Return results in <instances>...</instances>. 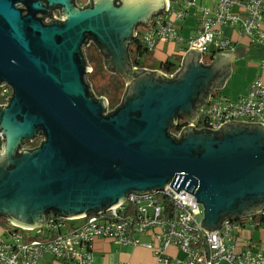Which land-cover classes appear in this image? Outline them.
I'll return each instance as SVG.
<instances>
[{"label":"water","instance_id":"water-1","mask_svg":"<svg viewBox=\"0 0 264 264\" xmlns=\"http://www.w3.org/2000/svg\"><path fill=\"white\" fill-rule=\"evenodd\" d=\"M0 0V217L40 228L48 212L64 219L114 209L133 192L185 190L203 207L200 227L214 233L227 218L264 209V128L234 123L218 132L173 133L177 120L200 116L208 92L220 88L234 56L219 54L202 67L188 52L172 79L131 69L126 50L139 25L163 0H72L28 4ZM59 8L63 22L43 24ZM35 13H39L37 18ZM92 40L109 71L128 83L121 106L103 115L86 82L83 46ZM4 82V83H2ZM43 137L34 150L22 145ZM19 154V155H18Z\"/></svg>","mask_w":264,"mask_h":264},{"label":"built area","instance_id":"built-area-1","mask_svg":"<svg viewBox=\"0 0 264 264\" xmlns=\"http://www.w3.org/2000/svg\"><path fill=\"white\" fill-rule=\"evenodd\" d=\"M164 1L161 13L153 15L148 24L136 27L128 46L132 51L138 45L143 50L151 51L158 40L176 42L185 50L198 53L202 63L205 55L232 49L233 44L222 30L225 25L239 27L240 32L255 45H261L264 41V0H215L214 9H199L197 27L188 39L178 34L175 22L184 19L192 9H198L197 1ZM75 3L77 7L83 5L81 0H75ZM52 20L59 23L65 18L59 9H53L50 17L44 16L42 22L50 24ZM92 47H95L92 40L83 46L88 68L86 82L93 97L103 99L105 116L112 109L105 97L94 94L88 81L93 69L86 52ZM130 59L134 61L137 57L133 54ZM163 77L171 79L173 75L163 74ZM10 95L11 91L6 85L0 87V106L7 104L6 99ZM232 122L260 124L264 128V84L260 80H255L246 96L236 101L210 98L194 123L181 125L177 120L173 133L179 140L186 127L194 131L218 132L222 126ZM38 137L43 141L42 136ZM199 207L192 194L185 190L176 193L168 185L165 190L147 194L131 192L119 206L100 214L89 213L81 218L64 219L49 213L47 221L40 228L23 229L4 218L5 225L0 236V264H37L44 258L62 264H92V248L97 239H107L115 245L148 249L154 256V264H264L261 253L235 252L234 234L241 223L224 218L213 234L208 233L200 227ZM260 216H264V210L248 216V219L258 226ZM142 236L149 237L150 242H142ZM169 247L181 252L183 258L168 255Z\"/></svg>","mask_w":264,"mask_h":264},{"label":"crops","instance_id":"crops-1","mask_svg":"<svg viewBox=\"0 0 264 264\" xmlns=\"http://www.w3.org/2000/svg\"><path fill=\"white\" fill-rule=\"evenodd\" d=\"M83 5L78 6L75 3V0H72L74 7L80 9L88 8L91 5V0H81ZM84 1H87V3ZM89 1V3H88ZM198 9H192L188 15L179 21L175 22V28L178 34L184 38L192 34L196 29L198 24V12L202 7H206L210 10L215 7V0H196ZM164 5L165 1L163 0ZM59 9V8H55ZM164 9V8H163ZM161 9L159 13L163 10ZM237 26L225 25L222 27L224 36L227 37L232 45V49L222 52L223 54H228L234 56L232 60L229 61V75L222 84L220 88H214L210 90L208 94V99L200 106V111L206 104L209 102L210 98H219L225 101H236L244 96H246L250 85L255 80H260L264 84V41L261 45H255L244 36ZM92 50V55L98 54L102 61V71L107 75H113L121 78L124 81L126 90L130 86L129 83L117 72L109 71L104 62V55L101 53L99 48L96 46L89 49ZM136 50L132 49L129 52L127 48L126 53L128 61L130 63L131 69L133 67L137 69L134 71L147 73L150 75H158L163 77V72L161 66L165 63H169L171 66L170 74L173 77L169 80H172L181 70L183 62L188 54L180 44L176 42H167L158 40L154 48L151 51L142 50L141 54H136ZM137 57L134 61H137L138 65H135L131 61L130 57L133 55ZM221 53L205 55L202 57V63L200 62V56L198 55L196 60L199 61L202 67H210L214 64V59L217 55ZM166 79V78H165ZM122 101V100H121ZM122 103V102H121ZM120 106V104H119ZM115 110V109H114ZM198 116H188L182 119H179L181 125H186L188 123H194ZM190 129L186 127L185 130ZM184 130V131H185ZM1 152V146H0ZM264 210V209H263ZM203 219V216L201 220ZM240 219L241 227L234 234L235 241V252L236 253H261L264 255V218L260 221V224L254 225V223L248 219V217H241ZM201 223V222H200ZM2 230L0 229V236ZM142 242H150V238L147 236L140 237ZM167 254L176 257L177 259H182L183 255L181 252L176 249L169 247L167 249ZM92 264H154V256L148 250L141 246L132 247V246H123L115 245L112 241L107 239H97L93 243L92 248ZM37 264H62L52 262L49 258H44L39 260ZM221 264H229L223 262Z\"/></svg>","mask_w":264,"mask_h":264},{"label":"trees","instance_id":"trees-1","mask_svg":"<svg viewBox=\"0 0 264 264\" xmlns=\"http://www.w3.org/2000/svg\"><path fill=\"white\" fill-rule=\"evenodd\" d=\"M130 48H129V52H130ZM135 52L136 54H141V52H144L142 51L143 48H140V46H136L135 47ZM87 58H88V61L89 63H93L94 64V67H93V70H92V74H95L97 72H102V67H101V59L100 57H96L94 55H91L87 54ZM135 65H138L137 64V61H134L133 62ZM169 66H171L169 63H165L161 66V69H162V72L164 74H170V68ZM109 76V83L105 86V87H102L100 89L99 92L94 93L96 96L100 97V96H105V98L107 97L108 99V103H109V107L110 109H112L114 111V109L116 110L118 107H119V104L121 106V99H122V95H123V92H124V81L119 78V77H116V76H113V75H108ZM112 111V113H113ZM112 113H109V114H112ZM41 136V135H40ZM41 137H37L35 139H33V141L31 143H28L27 148L30 149V150H34L36 149L40 143H41ZM180 140V139H179ZM179 140H176V141H179ZM23 146V145H22ZM19 155V154H18ZM48 213H55V212H48ZM56 214V213H55ZM6 218V217H4ZM3 217H0V219H4ZM262 218H264V216H260L259 220H261ZM238 218H236L235 220H237ZM264 220V219H263ZM237 222L240 223V219L237 220Z\"/></svg>","mask_w":264,"mask_h":264},{"label":"rangeland","instance_id":"rangeland-1","mask_svg":"<svg viewBox=\"0 0 264 264\" xmlns=\"http://www.w3.org/2000/svg\"><path fill=\"white\" fill-rule=\"evenodd\" d=\"M92 50H90V51H87L86 52V55L88 54V56H89V54H91L92 55ZM94 56H96V57H99L98 56V54H96V52H95V55ZM90 67H91V69H93V67H94V64L93 63H91L90 62ZM88 81H89V83H90V85H91V88H92V91L94 92V93H96L97 94V92H99L100 91V89L102 88V87H105L108 83H109V76L104 72V71H102V72H97V73H95V74H90L89 76H88ZM125 86H127L126 85V83H125V85H124V92H123V95H122V99H123V96H124V93H125V91H126V88H125ZM97 91V92H96ZM105 97V96H104ZM106 99H107V97H106ZM121 99V100H122ZM107 101H108V99H107ZM109 102V101H108ZM110 111V110H109ZM113 111V110H112ZM111 112V111H110ZM41 139V138H40ZM23 149H27V147H24ZM200 211H201V214H200V216L198 217V219H199V221L201 222V218H202V216H203V207L200 205ZM4 225H5V222H4V220H2V219H0V229L2 230V228L4 227Z\"/></svg>","mask_w":264,"mask_h":264},{"label":"flooded vegetation","instance_id":"flooded-vegetation-1","mask_svg":"<svg viewBox=\"0 0 264 264\" xmlns=\"http://www.w3.org/2000/svg\"><path fill=\"white\" fill-rule=\"evenodd\" d=\"M35 1H41V0H25L24 3L16 2V7H18L19 10L21 11L22 15L25 16L28 14V4L35 2ZM35 16L38 18L40 16V14L35 13Z\"/></svg>","mask_w":264,"mask_h":264}]
</instances>
